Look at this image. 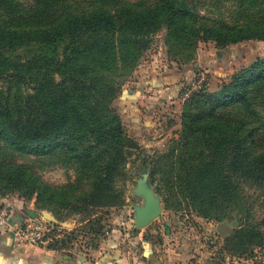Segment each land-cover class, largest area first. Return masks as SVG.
I'll return each instance as SVG.
<instances>
[{"label":"trees","instance_id":"16d2710c","mask_svg":"<svg viewBox=\"0 0 264 264\" xmlns=\"http://www.w3.org/2000/svg\"><path fill=\"white\" fill-rule=\"evenodd\" d=\"M211 1L208 9L206 0H0V79L7 84L0 86V193L19 191L37 209L69 214L121 205L116 182L135 143L111 102L116 78L135 68L150 35L165 28L169 49L186 60L200 40L222 53L264 41V0ZM218 77L227 79L219 89L204 82L189 96L184 149L171 148L166 169L155 161L151 175L159 171L169 195L204 216L240 213L231 245L246 250L264 244V213L250 219L243 190L245 183L259 190L255 201L264 208V55ZM18 156L51 160L75 176L47 182ZM57 241L47 246L66 247Z\"/></svg>","mask_w":264,"mask_h":264},{"label":"rangeland","instance_id":"374dc122","mask_svg":"<svg viewBox=\"0 0 264 264\" xmlns=\"http://www.w3.org/2000/svg\"><path fill=\"white\" fill-rule=\"evenodd\" d=\"M210 1L206 0L208 9L214 8L212 4L209 5ZM217 50L221 51L213 41L200 40L194 51V59L186 60L169 49L165 28L150 35L148 46L135 68L127 75L116 78L118 94L111 102L115 112L121 118L125 133L131 136L135 143V146L129 149L127 163L116 182L117 188L122 191L123 203L118 206L95 207L80 213L69 214L66 209H37L34 202L38 214L43 211L54 217L51 232L54 241L58 240L57 244L89 253V256L94 257L93 250L103 249L108 238H122L127 232L137 235V230L142 232L144 229L143 240L151 245L155 264H264V244L252 245L246 250L231 245L233 240L230 236L240 226V213L238 215L236 210L230 209L223 220L204 216L190 202L179 196L169 195L159 171L151 175L155 161L159 164H155L154 167L166 169L167 164L174 158L169 155L171 148L176 147L174 154L184 149L183 143H179L182 129L181 116L189 96L198 91L204 82L209 91L219 89L227 79L217 77L229 76L241 67L252 63L257 57L263 56L264 41L248 40L228 46L223 49V53L221 51L220 57L216 54ZM201 60L207 64L206 68L202 67ZM197 62H200L199 65L196 64ZM186 68L192 73L188 76L183 73L177 95L166 102H159L158 107L152 111L150 120L154 121V125L140 130L134 128L132 118L126 116L118 106L121 90L126 86L134 90L145 87L147 89L152 76H161L167 72H184ZM203 75L204 81L194 88L193 82ZM6 85L0 79V86L6 87ZM190 89L192 90L187 96H184V92ZM142 92V96H139L141 105L138 103L141 123L145 120L149 94H145L146 90ZM261 109L264 115V105ZM18 160L34 166L45 181L53 184H65L75 176L72 169L52 164L51 160L39 161L32 156H18ZM142 164L146 165L144 171H140ZM143 173L147 174L148 183L153 187L155 194L159 195L162 211L141 229L133 224V206L142 204L143 198L136 195L133 189L137 179ZM243 190L249 197H247L248 201L253 204L250 219L258 222L264 213L263 206L255 201L259 190L248 183L243 184ZM6 196L31 200L25 199L19 191L0 193V198ZM0 205L11 209L6 202ZM222 221H225L233 230L224 236L219 235L216 230L217 223Z\"/></svg>","mask_w":264,"mask_h":264},{"label":"crops","instance_id":"0c3cea01","mask_svg":"<svg viewBox=\"0 0 264 264\" xmlns=\"http://www.w3.org/2000/svg\"><path fill=\"white\" fill-rule=\"evenodd\" d=\"M199 63L196 64L199 65ZM201 64L203 68L207 67L204 60H201ZM183 73L188 76L192 72L186 68L184 72H167L161 76L154 75L147 89L145 87L134 90L130 86H126L121 90L118 106L126 116L132 118L134 128L140 130L154 125V121L150 120L152 111L158 107L159 102H166L172 96L177 95L176 92ZM144 89L146 90L145 94H149L147 95L145 120L141 123L138 103L141 101L139 96H142ZM139 104L141 105V103ZM2 202L11 206L9 210L11 223L18 224L26 217L38 214L34 207V199L24 200L23 198L6 196L0 198V204ZM41 213L43 214V211ZM143 231L144 229L142 232L137 230V235L127 232L118 239L116 237L108 238L103 249L93 250L94 257L89 256V253L86 254L66 247H18L14 244L9 232L0 231V264H155L153 249L149 243L143 240Z\"/></svg>","mask_w":264,"mask_h":264},{"label":"built area","instance_id":"2783aa9c","mask_svg":"<svg viewBox=\"0 0 264 264\" xmlns=\"http://www.w3.org/2000/svg\"><path fill=\"white\" fill-rule=\"evenodd\" d=\"M204 79V75L197 78L192 84L194 88L202 83ZM192 89L186 90L184 96H187ZM9 218V209L4 205H0V231L9 232L16 246L22 248L27 246L45 247L54 242L51 232L53 221L47 220L42 213L28 216L18 224L11 223Z\"/></svg>","mask_w":264,"mask_h":264},{"label":"water","instance_id":"95a60500","mask_svg":"<svg viewBox=\"0 0 264 264\" xmlns=\"http://www.w3.org/2000/svg\"><path fill=\"white\" fill-rule=\"evenodd\" d=\"M220 57L221 51H216ZM133 192L143 198L142 204H135L133 224L136 228H143L153 221L162 211L161 199L155 194L153 187L150 186L147 180V174L143 173L136 181V186ZM46 219L55 221L54 217L43 212ZM216 230L219 235L224 236L226 233L232 232V228L225 222H219L216 225Z\"/></svg>","mask_w":264,"mask_h":264}]
</instances>
